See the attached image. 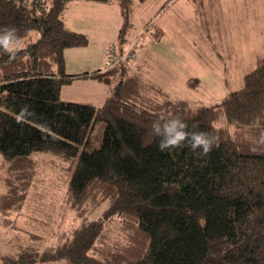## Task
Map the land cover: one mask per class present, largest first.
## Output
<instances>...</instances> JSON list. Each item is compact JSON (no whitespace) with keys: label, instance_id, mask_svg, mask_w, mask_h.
I'll return each mask as SVG.
<instances>
[{"label":"trees","instance_id":"obj_1","mask_svg":"<svg viewBox=\"0 0 264 264\" xmlns=\"http://www.w3.org/2000/svg\"><path fill=\"white\" fill-rule=\"evenodd\" d=\"M80 1L113 2L0 0V29L15 27L23 42L14 57L0 50V214L8 225L55 173L74 214L51 241L17 237L0 264H264V56L209 106L115 76L131 50L111 69L70 74L65 50L88 44L65 20ZM80 76L114 80L101 105L62 98ZM174 116L218 147L161 152L152 123Z\"/></svg>","mask_w":264,"mask_h":264},{"label":"rangeland","instance_id":"obj_2","mask_svg":"<svg viewBox=\"0 0 264 264\" xmlns=\"http://www.w3.org/2000/svg\"><path fill=\"white\" fill-rule=\"evenodd\" d=\"M65 20L88 37V44L65 50L68 73L111 69L131 50L120 64L125 72L115 76L137 75L174 97L206 106L242 87L246 73L264 56V0L80 1L69 4ZM190 79L199 83L191 86ZM108 83L114 80L80 78L63 85L61 96L101 105L111 93ZM5 166L0 154V194ZM59 177L40 180L29 201L8 214V225L0 214V255L17 237L28 239L29 232L52 236L51 241L54 232L71 230L74 214L64 203Z\"/></svg>","mask_w":264,"mask_h":264},{"label":"clouds","instance_id":"obj_3","mask_svg":"<svg viewBox=\"0 0 264 264\" xmlns=\"http://www.w3.org/2000/svg\"><path fill=\"white\" fill-rule=\"evenodd\" d=\"M22 48L23 42L15 27L0 29V50L14 57ZM151 130L158 139L161 152L188 148L203 156L218 147L217 137L210 132L191 131L189 124L179 116L157 119L152 123ZM260 142L264 143V136Z\"/></svg>","mask_w":264,"mask_h":264},{"label":"crops","instance_id":"obj_4","mask_svg":"<svg viewBox=\"0 0 264 264\" xmlns=\"http://www.w3.org/2000/svg\"><path fill=\"white\" fill-rule=\"evenodd\" d=\"M107 5V4H106ZM96 69H105L104 67H102V68H96ZM94 71V70H93ZM89 72H92V71H89ZM84 73V72H83ZM70 74H81V72H78V73H70ZM92 78L91 76H80V77H77V78H75L73 81H75V80H78V79H80V78ZM72 81V82H73ZM71 82V83H72ZM70 84V83H69ZM76 101H79V100H76ZM83 102H88V101H83ZM92 103V102H91Z\"/></svg>","mask_w":264,"mask_h":264},{"label":"built area","instance_id":"obj_5","mask_svg":"<svg viewBox=\"0 0 264 264\" xmlns=\"http://www.w3.org/2000/svg\"><path fill=\"white\" fill-rule=\"evenodd\" d=\"M124 55H126V53Z\"/></svg>","mask_w":264,"mask_h":264}]
</instances>
